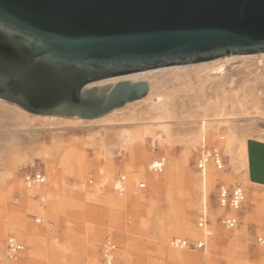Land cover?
I'll use <instances>...</instances> for the list:
<instances>
[{
    "label": "rangeland",
    "instance_id": "374dc122",
    "mask_svg": "<svg viewBox=\"0 0 264 264\" xmlns=\"http://www.w3.org/2000/svg\"><path fill=\"white\" fill-rule=\"evenodd\" d=\"M231 56L202 62L207 67L203 73L209 71V66L225 64L226 73L230 72L227 76L235 73L237 77L242 61H230ZM149 101L147 94L142 104ZM53 120L58 124L52 127L37 121L26 130L8 127L0 131L1 161L7 159L13 144L38 149L55 143L51 157L35 160L47 177L43 186H24L18 172L30 162L17 166L12 176L0 177V264H6L9 235H15L25 245V251L9 264H107L102 249L108 238L116 243L112 264H264V247L257 243V236L264 234V186L249 187L252 183L246 170L234 171L231 157L219 139V135L229 134L228 127L211 133L195 149L183 143L154 148L147 142L126 153L116 151L111 159H106L97 154L98 148L84 142L93 132H111L110 126H74L59 124L64 121L62 118ZM240 127L244 137L264 141V120L243 121ZM204 145L221 147L224 170L209 165L199 172L195 164L197 151ZM158 154L167 157L166 168L153 173L148 163ZM120 173L129 177L130 185L124 195L112 189ZM150 174L157 176L161 184L152 183L147 178ZM140 181L146 182L147 187L139 189ZM219 182L228 186L240 184L245 190L242 207L232 211L239 218L233 230L220 223V216L230 211L217 204ZM203 214L208 219L207 231L212 232L208 236L197 225ZM176 236L190 241L205 238L206 246L175 249L169 243ZM173 252L181 254L177 262L170 258ZM258 252H263V257ZM206 255L209 259L202 261Z\"/></svg>",
    "mask_w": 264,
    "mask_h": 264
},
{
    "label": "water",
    "instance_id": "95a60500",
    "mask_svg": "<svg viewBox=\"0 0 264 264\" xmlns=\"http://www.w3.org/2000/svg\"><path fill=\"white\" fill-rule=\"evenodd\" d=\"M259 52L264 0H0V98L35 114L97 118L148 93L130 74ZM248 156L264 184V141Z\"/></svg>",
    "mask_w": 264,
    "mask_h": 264
},
{
    "label": "bare ground",
    "instance_id": "6f19581e",
    "mask_svg": "<svg viewBox=\"0 0 264 264\" xmlns=\"http://www.w3.org/2000/svg\"><path fill=\"white\" fill-rule=\"evenodd\" d=\"M231 55L233 56L228 57L230 61H242L237 77L235 73L231 77L227 76L230 72L226 73L225 64L214 67L207 65L209 71L203 73L206 65H201L202 62L171 65L130 74L128 76L134 80L144 79L149 82L147 94L150 101L142 104L146 94L141 99L127 103L124 106L128 108L126 112H117L115 110L121 109L117 108L97 118L33 114L18 104L0 98V131L8 127L26 130L33 128L37 121H40V125L52 127L58 124L53 120L56 117L64 120L59 124H89L103 128L110 126L111 132L103 134L98 131L89 136L84 144L98 148L99 156L111 159L116 151L126 153L135 145L144 146L147 142L154 148H170L177 143H183L186 147L195 149L211 133L218 132L221 127H228L229 134L226 137L219 135V139L221 146L231 157L234 171L239 173L245 169L252 184L264 186L250 178L248 140L251 138L244 137L240 127L243 121L264 120V52ZM120 78L124 77L110 80ZM49 144L38 149L33 146L25 149L13 144L7 159L0 160V177L12 176L17 166L22 163L34 164L36 159L46 160L51 157L55 143L53 147ZM129 170L132 171L131 168ZM147 178L154 184H161L154 174ZM257 254L263 257V252ZM170 258L177 262L181 259V254L173 252ZM208 259L206 255L202 261Z\"/></svg>",
    "mask_w": 264,
    "mask_h": 264
},
{
    "label": "built area",
    "instance_id": "2783aa9c",
    "mask_svg": "<svg viewBox=\"0 0 264 264\" xmlns=\"http://www.w3.org/2000/svg\"><path fill=\"white\" fill-rule=\"evenodd\" d=\"M196 168L199 172L203 171L207 166L213 165L219 170L225 169V158L223 151L218 145H204L197 151ZM167 157L164 154H158L151 158L148 163L150 171L161 173L166 168ZM19 175L26 188L32 189L39 186H43L46 183V174L44 170L37 165L28 164L19 169ZM129 177L126 173H120L115 177L112 189L118 195H124L128 191ZM147 187V183L140 181L138 183L139 189ZM44 200V196H40ZM246 194L244 188L240 184H234L231 186L226 185L224 182L217 184L216 200L220 208L227 209L230 212L224 213L220 216V223L227 230H233L239 224V218L232 211L239 210L245 202ZM37 222H41V218L36 219ZM199 229L204 231L205 235H210L207 231L208 219L205 214L199 217L197 222ZM257 243L264 247V234L257 236ZM170 246L175 249H191L195 250L206 246L205 238L202 240L190 241L184 237H173L170 240ZM116 243L108 238L102 249L103 260L107 264H112L115 255ZM25 251V245L15 235H9L6 239V250L4 254L5 263L9 264V261L17 259L20 254Z\"/></svg>",
    "mask_w": 264,
    "mask_h": 264
},
{
    "label": "crops",
    "instance_id": "0c3cea01",
    "mask_svg": "<svg viewBox=\"0 0 264 264\" xmlns=\"http://www.w3.org/2000/svg\"><path fill=\"white\" fill-rule=\"evenodd\" d=\"M93 134H95V133H93ZM93 134H91L90 136H92ZM104 134H105V133H104ZM249 187H250V185H249ZM251 187H252V188H256V187H260V185L252 184ZM255 194H256V191L254 190L253 193H252V195L254 196Z\"/></svg>",
    "mask_w": 264,
    "mask_h": 264
}]
</instances>
